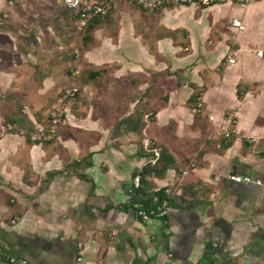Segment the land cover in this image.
Returning <instances> with one entry per match:
<instances>
[{
    "label": "crops",
    "instance_id": "obj_1",
    "mask_svg": "<svg viewBox=\"0 0 264 264\" xmlns=\"http://www.w3.org/2000/svg\"><path fill=\"white\" fill-rule=\"evenodd\" d=\"M38 1L41 12H55L60 22L57 28L33 27L40 44L58 30L57 36L78 46V41L73 45L76 29L60 18L62 1L50 0L47 7L49 1ZM234 19L243 30L232 25ZM40 29L51 34L40 39ZM260 50L264 0L247 7L224 2L158 11L116 2L98 20L80 64L89 71L115 65L112 76L129 78L139 97L111 99L107 89L113 84L104 89L107 81L99 76L82 79L86 103L68 107L49 143H33L25 134L28 125L46 128L48 115L42 118L27 106L18 113L14 106V127L0 131V264H7L10 254L34 264H264ZM57 56H41L47 73L40 75L37 94L48 90L57 96L64 84H74L49 73L63 66ZM14 58L0 66V86L25 78ZM21 59L31 67L28 56ZM66 59L74 62L72 75L79 61L75 55ZM152 93L160 98L154 111ZM230 114L236 133L225 141L220 127ZM4 118L0 111V122ZM149 141L167 151L174 164L135 188L136 174L151 157ZM182 169L190 172L182 175ZM232 175L261 183L232 181ZM165 188L170 189L169 215L136 218L135 210L150 206Z\"/></svg>",
    "mask_w": 264,
    "mask_h": 264
},
{
    "label": "rangeland",
    "instance_id": "obj_2",
    "mask_svg": "<svg viewBox=\"0 0 264 264\" xmlns=\"http://www.w3.org/2000/svg\"><path fill=\"white\" fill-rule=\"evenodd\" d=\"M13 1L14 0H0V66H3V62L4 64H7L6 60L15 56L14 60L17 61V64L19 66L18 68L23 69L25 72L24 74L26 76L24 79L22 78L18 84H12L9 86L7 85L0 86V88L6 89V91L0 90V111L5 116L4 120L0 122V126L11 124L12 127H14V125H13V121L11 120V117H14V114L16 113V111L14 110V106L16 107L18 113H24V110L26 108L24 109L23 106H27L31 112L40 113V116H43L42 118H44V116L46 115L49 116V113L57 103L58 98L64 96L68 90H72V89H77V92L74 95V97L70 96L68 98L66 102V109L68 110V107L75 109L81 103L83 104L86 103V99L82 92L83 91L82 86H79V84L81 85L83 84L82 78L86 75V72L88 73L89 71L88 70L89 67H87L86 64L83 66H81L80 64L81 54L84 49L83 37L85 35L84 34L85 32L83 31L79 32L75 28L76 31L74 32L77 33L73 35V38H76L77 40H73L74 43L73 45H76V41H78L77 44L78 46H76L77 49H75L76 47L70 46V42H67L63 40L60 36H57V34H61L58 33L59 32L58 30L57 31L55 30L54 33L51 34L50 30H47L48 33H46L45 30L42 31V29H40L41 31V33L39 34L40 39L44 36H47V34L49 35L51 34L50 37L47 36L49 38V41L43 39L44 41L43 43L46 44L42 45L38 41V38L33 35V33L35 29L40 27L41 25L43 26L51 25L53 28L56 27L60 22L57 20V18H55L56 17L55 12H45V11L41 12V8L39 5L40 2L38 0H17V2L15 3ZM40 1L43 2V0ZM47 1L49 2L48 4L46 3V7L49 6L51 3L50 0H46V2ZM59 1H62V5H63V0H59ZM62 8L65 9L64 6H62ZM35 26L36 28L34 29L33 27ZM69 27H72V25ZM46 28L47 26L45 27V29ZM11 35L16 40L14 39L11 40L10 38ZM55 36H57L58 39H56ZM42 55H46V56L58 55L57 57L59 59L61 58L62 60L61 64L63 63V66L57 68L52 67V71L50 72L48 71V72L50 74L55 72L56 73L55 75H58L59 78H61L63 81H68L69 80L68 78L71 79L70 81L72 82L74 81V84L72 85L68 84L67 86H65L66 84H64V86L62 87L63 90L61 89L59 91L60 93L57 96L56 94H52V95L48 94L47 92L48 90H41L40 91L41 94L36 93L37 89L39 88L38 86H41L39 84V82L42 79L40 75H42L43 72L47 73V71H45L46 66H44L45 62L41 61ZM71 55H75V59L79 61L78 68L76 67L72 69L73 70L72 75L70 74H71V68L74 66V62L67 59L65 60V57ZM26 56H28V58L31 59L30 62L31 67L29 66L27 68L25 67L27 62H23L22 64L23 60L21 59V57L26 58ZM75 64H77V62ZM57 65L59 66L58 60H57ZM115 67H116L115 65H113V67L108 65L104 69H102L104 70V73L101 74L99 80L104 83L105 81H107L106 82L107 84L102 88L106 89L105 87H108V85L113 84V86H109V89H107L109 93H111V99L123 98V97L130 99L131 97H135V96L139 97L140 91L137 90V92L136 91L133 92V90H136V87L134 88L131 85V83H129L130 80L129 78L126 79V78H118L116 76H112ZM75 70L78 72L74 73ZM73 75H75L77 78L74 79L75 76L72 77ZM29 88H32L31 90L32 92H29L27 95L26 90H28ZM38 95L41 97H37ZM150 96L152 97V98L150 97L152 100V102L150 103L152 104L150 106L151 107L150 109H152L151 111H154V102L158 101L160 98L158 97L154 98V93H152ZM160 97H162V95H160ZM141 107L146 108L143 103ZM150 109L148 111H150ZM25 111H27V109ZM230 112L231 111H228V114ZM233 119L236 120L235 116ZM63 122L59 125L57 130H59ZM28 126L29 129L27 132H25L27 138L28 136L30 137V134L32 132L39 131L37 127L35 128L33 126V124L32 126L31 125ZM146 126L147 125H144L142 129H145ZM221 139L223 138L221 137ZM148 143L150 144L151 141H149Z\"/></svg>",
    "mask_w": 264,
    "mask_h": 264
},
{
    "label": "built area",
    "instance_id": "obj_3",
    "mask_svg": "<svg viewBox=\"0 0 264 264\" xmlns=\"http://www.w3.org/2000/svg\"><path fill=\"white\" fill-rule=\"evenodd\" d=\"M119 1L129 2L136 7L145 11H158L168 7L182 6V5H210L215 3L235 2L241 7H247L250 3L258 0H63V6L66 10L74 11L80 14V19L76 22V29L81 32L87 26V24L93 18H104L108 16L114 7V4ZM232 25L238 30H243L244 26L239 19H234ZM259 57H264V51H257ZM234 61L233 55L227 57V62ZM77 89L68 90L67 93L59 97L57 103L51 110L48 116V124L46 128L39 131L32 132L30 134V140L33 143H49L56 139L58 127L63 122L66 116V102L70 96L76 94ZM234 115L230 114L226 123L221 125V137L225 141H229L236 133V121L233 119ZM12 129L11 124L1 125V133H5ZM194 164H191V168H194ZM190 169H182V175H188ZM232 181L244 182V183H257L260 184V180H253L247 175H232L230 176ZM135 188L143 187L140 182L139 176L134 178ZM165 195L160 198L155 195L152 199L150 206L139 207L135 210V216L143 221H151L152 219H165L170 212L169 194L170 189L165 188ZM81 245V244H80ZM79 245V246H80ZM4 254L2 247L0 246V256ZM7 264H34L32 261L25 257H18L15 255L5 256ZM82 258L79 257L78 261Z\"/></svg>",
    "mask_w": 264,
    "mask_h": 264
},
{
    "label": "trees",
    "instance_id": "obj_4",
    "mask_svg": "<svg viewBox=\"0 0 264 264\" xmlns=\"http://www.w3.org/2000/svg\"><path fill=\"white\" fill-rule=\"evenodd\" d=\"M61 17H65V19L68 20L69 24L72 25L74 28H76V22L78 19H80V14L74 12V11H69L66 9L62 10ZM107 17V16H106ZM105 18V17H104ZM100 18L96 17L93 18L87 26L84 28L83 32H85L84 37H83V42H84V47H87V44L91 40V33L94 30V28L98 24V20ZM104 73V70L101 71H88L86 75L82 78L84 81L86 80H95L100 77L101 74ZM150 147V148H149ZM147 149L150 152V160L145 164V166L142 169V172H138L136 175L139 176L140 182L143 185V183L146 182V177L151 176L152 174L156 175H163L165 172L174 164V160L172 157L167 153L165 150H160L151 144L147 147ZM81 164V162H78ZM165 190H162L161 192L158 193V196L160 198H163L165 193ZM143 207H146L145 204H143Z\"/></svg>",
    "mask_w": 264,
    "mask_h": 264
}]
</instances>
